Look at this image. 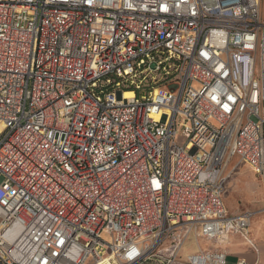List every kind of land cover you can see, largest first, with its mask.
<instances>
[{
    "label": "built area",
    "instance_id": "2783aa9c",
    "mask_svg": "<svg viewBox=\"0 0 264 264\" xmlns=\"http://www.w3.org/2000/svg\"><path fill=\"white\" fill-rule=\"evenodd\" d=\"M234 159L264 188L262 0H0V264H226L181 251L248 236Z\"/></svg>",
    "mask_w": 264,
    "mask_h": 264
},
{
    "label": "rangeland",
    "instance_id": "374dc122",
    "mask_svg": "<svg viewBox=\"0 0 264 264\" xmlns=\"http://www.w3.org/2000/svg\"><path fill=\"white\" fill-rule=\"evenodd\" d=\"M262 6L264 7V0H262ZM177 143L181 144L182 141L178 139ZM232 166L234 170L224 185V202L231 212L247 209L255 211L256 214L252 217L253 222L258 219V214L264 215V188L248 166L238 164L235 159L230 162L229 168ZM200 243L202 241L194 233H190L183 244L182 254L194 252Z\"/></svg>",
    "mask_w": 264,
    "mask_h": 264
},
{
    "label": "crops",
    "instance_id": "0c3cea01",
    "mask_svg": "<svg viewBox=\"0 0 264 264\" xmlns=\"http://www.w3.org/2000/svg\"><path fill=\"white\" fill-rule=\"evenodd\" d=\"M227 210L229 214H238L243 211L231 212L228 208ZM198 239L202 241L199 245V248L201 249H207L208 247H222L226 251V264H237L240 259H244L247 264H264V215L258 214V219L253 222L251 220L249 234L246 238L239 234H230L227 237L226 242L214 244L209 243L202 238ZM188 254L191 253L183 255L181 251L182 257H185Z\"/></svg>",
    "mask_w": 264,
    "mask_h": 264
},
{
    "label": "bare ground",
    "instance_id": "6f19581e",
    "mask_svg": "<svg viewBox=\"0 0 264 264\" xmlns=\"http://www.w3.org/2000/svg\"><path fill=\"white\" fill-rule=\"evenodd\" d=\"M124 96H133V92L132 91H126Z\"/></svg>",
    "mask_w": 264,
    "mask_h": 264
}]
</instances>
